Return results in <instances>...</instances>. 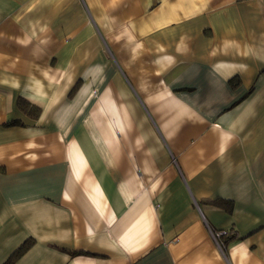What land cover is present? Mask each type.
Segmentation results:
<instances>
[{"label": "crops", "instance_id": "obj_1", "mask_svg": "<svg viewBox=\"0 0 264 264\" xmlns=\"http://www.w3.org/2000/svg\"><path fill=\"white\" fill-rule=\"evenodd\" d=\"M0 264H264V0H0Z\"/></svg>", "mask_w": 264, "mask_h": 264}, {"label": "built area", "instance_id": "obj_2", "mask_svg": "<svg viewBox=\"0 0 264 264\" xmlns=\"http://www.w3.org/2000/svg\"><path fill=\"white\" fill-rule=\"evenodd\" d=\"M212 235L216 243L220 246L221 250H224L225 247L222 238L226 235V231L225 230L212 231Z\"/></svg>", "mask_w": 264, "mask_h": 264}, {"label": "trees", "instance_id": "obj_3", "mask_svg": "<svg viewBox=\"0 0 264 264\" xmlns=\"http://www.w3.org/2000/svg\"><path fill=\"white\" fill-rule=\"evenodd\" d=\"M24 248H26V246H22L18 251H16L15 254H14V256L11 258V260L14 259V257L16 256V254H17V255H18V254L20 255V254L22 253V251L24 250ZM8 263H10V260H9Z\"/></svg>", "mask_w": 264, "mask_h": 264}]
</instances>
